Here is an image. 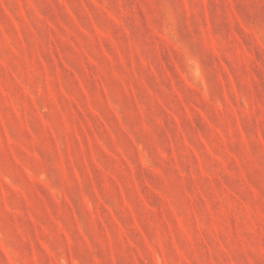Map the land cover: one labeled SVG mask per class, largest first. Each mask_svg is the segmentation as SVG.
I'll list each match as a JSON object with an SVG mask.
<instances>
[{"label":"rangeland","instance_id":"1","mask_svg":"<svg viewBox=\"0 0 264 264\" xmlns=\"http://www.w3.org/2000/svg\"><path fill=\"white\" fill-rule=\"evenodd\" d=\"M0 264H264V0H0Z\"/></svg>","mask_w":264,"mask_h":264}]
</instances>
